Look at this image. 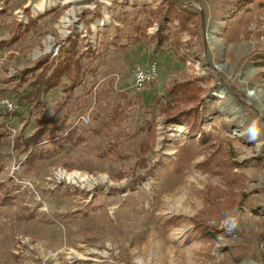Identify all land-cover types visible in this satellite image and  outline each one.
I'll return each mask as SVG.
<instances>
[{"label": "rangeland", "instance_id": "rangeland-1", "mask_svg": "<svg viewBox=\"0 0 264 264\" xmlns=\"http://www.w3.org/2000/svg\"><path fill=\"white\" fill-rule=\"evenodd\" d=\"M165 1L0 0V41L10 42L0 49V132L8 130L9 142L0 149V197L12 199L0 201V264H18L16 235L31 243L22 264H264V0H173L196 23L182 31L174 21L157 48L154 12ZM29 16L42 19L19 40ZM214 28L217 41L210 42ZM75 39L92 52L82 60L86 74L71 100L59 107L71 85L64 79L43 108L5 113L2 99L25 103L23 71L56 59ZM152 61L158 80L134 92L135 69ZM186 81L206 90L197 129L179 116L167 119V94ZM248 88L258 90L249 95ZM230 102L235 118L222 110ZM117 105L126 116L119 127L109 120ZM39 121L77 126L86 141L73 155L64 151L28 173L14 145ZM148 126L156 135L143 167L140 147L149 134L140 129ZM188 146L193 161L181 163L179 150ZM215 150L239 163L234 172L244 176L231 195L206 161ZM63 172L88 180L71 182ZM213 204L216 211L208 212ZM24 213L34 218L22 222ZM201 214L210 238L192 221Z\"/></svg>", "mask_w": 264, "mask_h": 264}, {"label": "trees", "instance_id": "trees-1", "mask_svg": "<svg viewBox=\"0 0 264 264\" xmlns=\"http://www.w3.org/2000/svg\"><path fill=\"white\" fill-rule=\"evenodd\" d=\"M154 14L156 21L159 23V30L157 34L152 37V39L157 43V48H159L167 40V37H165L164 34L165 30L174 26V21L178 22L182 31H190V26H194L196 23V16L193 13H184L173 0L165 1L164 4H161L157 8ZM41 17L34 19L32 16H29V24L19 32L17 39H24L30 32L36 30L39 21L42 19ZM164 22L165 26L163 27ZM9 44L10 42L8 41H0V49L7 47ZM81 46L82 40H70L69 49L65 50L63 46L56 59L46 63H39V65H37L34 69H27V71H23L20 86L23 87L27 84V87L23 91V99L25 103L18 101L21 105V109L19 112H16V116L22 115L25 110H29L31 108H43L45 105L44 98L51 91L59 87L64 79H69L71 85L66 91L68 95L65 98V102L60 103L59 107L63 108L64 104L71 100L72 93L82 84L80 80H83V77L86 74L82 60L88 51L89 53L92 52L90 46H85V52ZM94 55L95 54H93V58ZM89 72L94 73L95 70L92 69ZM205 92L206 90L197 82H176L167 94L169 98L166 102L167 119L179 116L178 118H182L189 128H199L202 120L201 105H203L201 97ZM191 104H194L195 107L188 110H181L183 106ZM125 118L126 116L124 114V110L120 105H117L114 107L112 116L109 119L111 121L110 124L119 127ZM111 127L112 126L110 125H106L107 129H111ZM140 131H145L149 134V140L142 143L140 147V161L143 164V167H145L146 157L153 149L156 134L154 129H152V126L142 127ZM7 132L8 130H5L4 133L0 132V149L9 144ZM95 133L101 134V131H97ZM85 141L86 137L84 133L77 126L70 128L67 127L66 122H64L60 123V125L56 128H49L48 123L39 121L37 130L28 137H21L17 139L15 141L14 148L18 153L26 156L24 166L26 171L31 173L38 167L39 164L49 162L54 158H57L64 151L73 155V153L77 151ZM206 142V140H203V143ZM46 143H51L54 147L52 149H45L44 145ZM208 146H210V149L214 147L212 143H209ZM194 155V150L191 147H183L179 150L178 160L181 163L190 164L193 161ZM206 161L209 164H212V170L222 175L223 179L227 181L226 183L231 188V195L232 191L236 187H239L238 183L241 182L240 180L244 177L243 175L234 172V170L239 167V163H230V161L225 158V155L221 150H215L211 156L207 157ZM1 162L2 156L0 155V175L3 168L1 166ZM3 189L4 186L0 183V191H3ZM11 200L12 199L7 196L0 197V201L5 203ZM210 207L211 208L208 212L211 210L216 211L214 204ZM202 214L193 217L192 221L201 237L210 238L211 230L205 222L201 221ZM85 216L87 217L88 215ZM18 218L22 222H27L32 220L34 217L24 213ZM166 225H174V222L168 220L166 221Z\"/></svg>", "mask_w": 264, "mask_h": 264}, {"label": "built area", "instance_id": "built-area-1", "mask_svg": "<svg viewBox=\"0 0 264 264\" xmlns=\"http://www.w3.org/2000/svg\"><path fill=\"white\" fill-rule=\"evenodd\" d=\"M156 30L157 28H152V29H149V32L151 34H154ZM159 70H160V67L157 61H152L148 63L147 65L136 68L134 71V75H133L134 92L136 93L143 92L146 90L149 84L157 81L159 78ZM1 107L5 113H16V112H19L21 109V105L19 102H15L9 98H4L1 100ZM82 119H83V122H88L90 120L89 117L88 119H86L85 117H82ZM20 169H21V165L14 167L12 170V174H15V171H18ZM13 177L15 178V176ZM16 181L18 182L17 179ZM22 181L24 182H21V183L18 182V183L19 184L23 183L25 187L32 186L30 182H27L26 180H22ZM16 240H17V250H18L17 253L18 254L25 253L23 249L26 246H28V249H30L29 247H31V243H30V239L27 236L17 235Z\"/></svg>", "mask_w": 264, "mask_h": 264}, {"label": "bare ground", "instance_id": "bare-ground-1", "mask_svg": "<svg viewBox=\"0 0 264 264\" xmlns=\"http://www.w3.org/2000/svg\"><path fill=\"white\" fill-rule=\"evenodd\" d=\"M67 19H68L67 17L64 19V23H67L68 22ZM215 33L216 32H215V28H214L212 30V32L208 35V39H209L210 42H214V41L216 42L217 41V37H216V34ZM255 90H256V88L255 89H249L248 88L249 95H253L255 93ZM219 93H220L221 97H225L226 96V94L222 90H219ZM222 110L223 111H226L228 113L230 112L231 114H233L232 118H235L237 116V114H238L237 107L235 106V104H233L231 102L228 103V107L225 106V107L222 108ZM60 177H65V178H67V180H70L71 182L72 181L75 182L74 178L79 179L81 182L88 180L87 177L82 176L79 173H67V172H63V173H61Z\"/></svg>", "mask_w": 264, "mask_h": 264}, {"label": "crops", "instance_id": "crops-1", "mask_svg": "<svg viewBox=\"0 0 264 264\" xmlns=\"http://www.w3.org/2000/svg\"><path fill=\"white\" fill-rule=\"evenodd\" d=\"M4 8H6V7H4ZM4 14V13H3ZM2 23H1V19H0V25H1ZM17 236V235H16ZM16 236H15V250H14V252H15V254H16V257H17V260H18V264H22V262L24 261V259L29 255V252H27V254H26V252L25 251H27L28 250V246H26V248H27V250H26V248L24 247V249H23V251L25 252V253H20V254H18L17 253V240H16Z\"/></svg>", "mask_w": 264, "mask_h": 264}, {"label": "water", "instance_id": "water-1", "mask_svg": "<svg viewBox=\"0 0 264 264\" xmlns=\"http://www.w3.org/2000/svg\"><path fill=\"white\" fill-rule=\"evenodd\" d=\"M228 91H229V90H228ZM229 92H230V91H229ZM233 101H235L234 98H233Z\"/></svg>", "mask_w": 264, "mask_h": 264}]
</instances>
